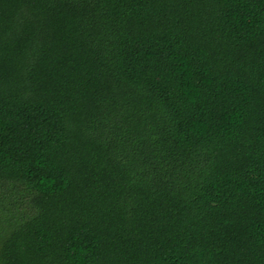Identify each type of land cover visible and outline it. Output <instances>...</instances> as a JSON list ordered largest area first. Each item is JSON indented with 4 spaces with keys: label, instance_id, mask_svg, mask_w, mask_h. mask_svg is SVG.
Masks as SVG:
<instances>
[{
    "label": "trees",
    "instance_id": "trees-1",
    "mask_svg": "<svg viewBox=\"0 0 264 264\" xmlns=\"http://www.w3.org/2000/svg\"><path fill=\"white\" fill-rule=\"evenodd\" d=\"M0 264H264V0H0Z\"/></svg>",
    "mask_w": 264,
    "mask_h": 264
}]
</instances>
